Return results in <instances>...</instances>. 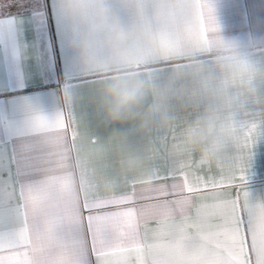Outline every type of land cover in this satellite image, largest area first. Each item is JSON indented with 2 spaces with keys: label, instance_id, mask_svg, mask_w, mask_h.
Wrapping results in <instances>:
<instances>
[{
  "label": "crops",
  "instance_id": "crops-1",
  "mask_svg": "<svg viewBox=\"0 0 264 264\" xmlns=\"http://www.w3.org/2000/svg\"><path fill=\"white\" fill-rule=\"evenodd\" d=\"M129 26L145 34L134 67L169 98L151 128L139 118L106 119L101 88L118 69L115 53L103 51L94 67L82 64L75 28L59 0H0V166L7 170L0 196L15 193L27 207L30 247L12 259L33 264H74L60 238L63 219L94 193H127L135 203L139 231L154 228L175 209L165 203L163 176L174 162H194L201 174L227 175L247 168L245 190L264 206V86L257 102L240 100L229 115L223 147L205 158L186 132L207 99L195 86L217 46L231 39L254 42L264 58V0H110ZM49 122L41 128L35 121ZM27 153L26 175L19 164ZM7 175L9 180L7 179ZM169 184L172 181H168ZM233 193L235 189H230ZM254 220L229 253L231 264H264V233Z\"/></svg>",
  "mask_w": 264,
  "mask_h": 264
},
{
  "label": "snow or ice",
  "instance_id": "snow-or-ice-1",
  "mask_svg": "<svg viewBox=\"0 0 264 264\" xmlns=\"http://www.w3.org/2000/svg\"><path fill=\"white\" fill-rule=\"evenodd\" d=\"M0 40L10 44L11 37L0 30ZM35 125L50 126L39 119ZM20 151L25 159L19 164L28 175L32 148ZM246 170L242 164L235 169L230 165L227 175L217 177L211 171L201 174L194 162H174L163 176V188L164 202L177 210L156 227L145 226L141 234L135 208L110 210L135 203L129 194L94 193L63 219L60 238L73 251L74 264H231L229 253L241 231L247 237L255 220L264 233V206L250 200L244 188ZM6 173L0 166V183ZM27 225V207L17 202L15 193L0 196V264H33L31 259L9 258L13 249L27 254Z\"/></svg>",
  "mask_w": 264,
  "mask_h": 264
},
{
  "label": "clouds",
  "instance_id": "clouds-1",
  "mask_svg": "<svg viewBox=\"0 0 264 264\" xmlns=\"http://www.w3.org/2000/svg\"><path fill=\"white\" fill-rule=\"evenodd\" d=\"M59 7L75 28L83 66L94 67L103 51L115 53V71L102 85L107 120L121 122L139 118L151 128L165 111L170 98L156 83L135 70L140 62L138 44L145 34L125 23L110 0H59ZM195 86L208 103L189 126L186 140L199 147L207 159L219 151L231 129L229 115L240 100L257 102L264 86V58L254 42L231 39L221 42L211 63L200 69Z\"/></svg>",
  "mask_w": 264,
  "mask_h": 264
}]
</instances>
